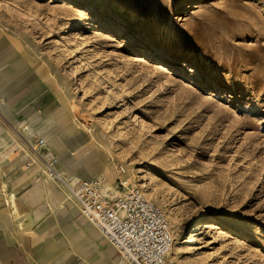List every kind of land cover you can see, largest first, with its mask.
I'll return each instance as SVG.
<instances>
[{"label": "rangeland", "instance_id": "rangeland-1", "mask_svg": "<svg viewBox=\"0 0 264 264\" xmlns=\"http://www.w3.org/2000/svg\"><path fill=\"white\" fill-rule=\"evenodd\" d=\"M16 1L114 177L166 210L170 258L264 264V0Z\"/></svg>", "mask_w": 264, "mask_h": 264}, {"label": "crops", "instance_id": "crops-1", "mask_svg": "<svg viewBox=\"0 0 264 264\" xmlns=\"http://www.w3.org/2000/svg\"><path fill=\"white\" fill-rule=\"evenodd\" d=\"M15 2L0 0V264H127L26 142L43 138L70 176L118 178L58 69L14 22Z\"/></svg>", "mask_w": 264, "mask_h": 264}, {"label": "built area", "instance_id": "built-area-1", "mask_svg": "<svg viewBox=\"0 0 264 264\" xmlns=\"http://www.w3.org/2000/svg\"><path fill=\"white\" fill-rule=\"evenodd\" d=\"M26 142L43 161L47 177L64 186L127 264H176L170 258L175 234L169 216L142 187L121 177L111 184L103 176L91 180L70 176L57 168L56 157L42 153L43 138Z\"/></svg>", "mask_w": 264, "mask_h": 264}, {"label": "bare ground", "instance_id": "bare-ground-1", "mask_svg": "<svg viewBox=\"0 0 264 264\" xmlns=\"http://www.w3.org/2000/svg\"><path fill=\"white\" fill-rule=\"evenodd\" d=\"M174 6H178V0H176L175 2H174ZM82 20L83 19H81V20H78V21H76V22H74V27H78V26H80L81 25V23H82ZM64 31L62 32V33H65V32H69V30H68V28H69V25L68 24H66V25H64ZM157 56H159V58H162V59H169V57L167 56V55H165V54H163V53H158V54H156ZM184 64V65H187L188 63L187 62H185V61H182L181 62V64ZM121 105H119L118 107L119 108H125V110L128 112L129 111V108H128V105H127V103H125L124 101H122L121 103H120ZM136 119L137 120H139V121H141V123H142V125H143V127L144 128H146L147 130H150V127H149V125H148V123H146V121H144V120H142L141 119V117L138 115V114H136ZM143 187H145V185L143 184L142 185ZM147 196L148 197H150L151 195H152V191H147ZM81 211V210H80ZM82 212V211H81ZM179 224H182V222H180ZM204 226V227H203ZM214 227H213V225H211V223L210 222H205V223H203L202 224V227H200V232L198 233V236H197V238H196V240L195 241H199V240H202V238H203V235H205V234H207L211 229H213ZM190 241V239H187L185 242H184V244H186L187 242H189ZM192 241V240H191Z\"/></svg>", "mask_w": 264, "mask_h": 264}]
</instances>
